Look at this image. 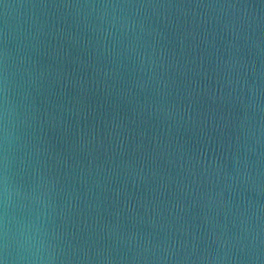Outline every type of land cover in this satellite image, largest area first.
<instances>
[{
    "label": "water",
    "instance_id": "obj_1",
    "mask_svg": "<svg viewBox=\"0 0 264 264\" xmlns=\"http://www.w3.org/2000/svg\"><path fill=\"white\" fill-rule=\"evenodd\" d=\"M0 264H264V0H0Z\"/></svg>",
    "mask_w": 264,
    "mask_h": 264
}]
</instances>
